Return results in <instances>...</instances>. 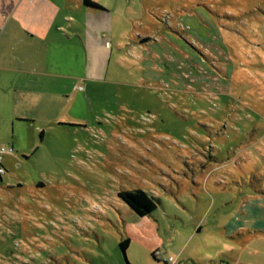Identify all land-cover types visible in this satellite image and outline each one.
<instances>
[{
	"label": "rangeland",
	"instance_id": "rangeland-1",
	"mask_svg": "<svg viewBox=\"0 0 264 264\" xmlns=\"http://www.w3.org/2000/svg\"><path fill=\"white\" fill-rule=\"evenodd\" d=\"M99 1L111 8L107 15L115 29L101 35L99 65L87 71L86 64L78 67L94 79L84 82L65 111L83 126L50 128L44 139L38 131L32 151L15 166V179L23 185L11 180L13 185L4 187L0 264L108 258L123 233V220L135 216L119 197L121 190L165 187L153 189L159 199L153 213L173 232L178 224L186 231L212 204L211 225L218 203L235 207L231 189L238 184L264 187V0L206 1L223 16L212 21L196 15L176 21L171 13L190 0H160L158 6L166 11L160 25L174 33L171 43L177 51L167 48L163 62L154 66L131 47L134 38L127 33L142 31L130 17L145 13L143 0ZM171 60L178 78L168 74ZM26 127L6 129L2 144H11L14 137L28 142L31 130ZM152 141L162 146L143 147ZM201 160L220 166L210 182H221V194H193L183 183L190 174L204 175L196 166ZM207 243H202L204 253L213 250ZM260 247L264 259V244ZM159 249L166 256L170 250L176 253L175 248Z\"/></svg>",
	"mask_w": 264,
	"mask_h": 264
},
{
	"label": "crops",
	"instance_id": "crops-1",
	"mask_svg": "<svg viewBox=\"0 0 264 264\" xmlns=\"http://www.w3.org/2000/svg\"><path fill=\"white\" fill-rule=\"evenodd\" d=\"M159 1L143 0L145 13L130 17V21H136L142 31L135 30L137 36L132 30L127 32L130 38H134L131 47L142 51L143 59L152 66L158 64L159 60L163 62L167 48L176 50L171 43L175 39L174 33L160 25V14L166 11L160 9ZM206 1L209 0H190L189 4L176 8L171 18L176 21L195 15L209 21L223 18L221 11L218 13L219 10ZM110 9L99 0H0V145H4L3 137L9 127L13 132L18 128L21 130L23 126H27L28 132L31 130L28 142L21 144L14 137L11 144L5 145L12 146L14 152L6 154L4 158L6 172L0 175V201L4 187L13 185L11 180H15L19 187L23 185L19 178L15 179L13 171L19 160L25 161L24 158L32 151L38 131L44 139L50 128L83 126L80 120L65 114V111L70 102L76 99L80 88L85 87L84 82L87 85V80L94 79L93 73L89 76L79 73L78 67L81 69L82 64H86L87 71L90 66L94 69L99 65L101 35L105 36L115 29V20L113 22L112 17L107 15ZM143 21L155 24L156 28L149 30ZM102 23L105 25L101 30ZM105 44L108 46L111 42L107 40ZM103 50L106 52V49ZM174 63L169 61V67L172 68L168 74L178 78ZM91 87L95 89L94 85ZM149 145L157 148L162 146L152 141L143 147ZM188 160L192 164L191 159ZM197 163L196 166L202 167L204 175L200 177L199 173L192 177L190 174L191 178L185 177L183 183L191 187L193 194H221V182H217V179L213 181L216 186L210 182L212 173L220 166L202 160ZM251 187H239L238 184L234 190L231 189L237 201L235 207L228 209L227 203H218L219 212L214 215L216 220L211 225L207 220L214 214L212 204L205 206L192 225L186 226V231H181V224L173 232L163 228L154 213L147 216L135 213L136 217L132 220H123V233L109 248L111 252L108 258L75 257L63 259L58 264H143V261L160 264L161 261L153 256V251L161 246L166 250L176 249V253L172 250L169 252L170 256L175 257L176 264H264V259L258 255L260 245L264 244V187L253 183ZM136 188L155 194L153 189L161 191L165 187L145 184ZM1 206L0 203V213L3 210ZM125 238L129 239V243L124 253L120 242ZM207 242L211 243L213 250L204 253L202 243L208 245ZM105 249H102L103 255ZM245 251L247 256H244Z\"/></svg>",
	"mask_w": 264,
	"mask_h": 264
},
{
	"label": "trees",
	"instance_id": "trees-1",
	"mask_svg": "<svg viewBox=\"0 0 264 264\" xmlns=\"http://www.w3.org/2000/svg\"><path fill=\"white\" fill-rule=\"evenodd\" d=\"M118 195L138 216L151 215L157 209L159 203L158 198L156 199L153 194L141 188L121 190ZM128 243V238L120 242V247L124 253Z\"/></svg>",
	"mask_w": 264,
	"mask_h": 264
},
{
	"label": "built area",
	"instance_id": "built-area-1",
	"mask_svg": "<svg viewBox=\"0 0 264 264\" xmlns=\"http://www.w3.org/2000/svg\"><path fill=\"white\" fill-rule=\"evenodd\" d=\"M11 152H14V148L12 146L0 145V175L6 172V168L4 166V158L6 154ZM153 256L165 264L176 263V259L173 256H166L165 252H163L159 248L153 251Z\"/></svg>",
	"mask_w": 264,
	"mask_h": 264
}]
</instances>
